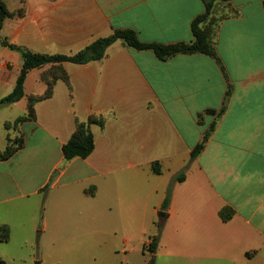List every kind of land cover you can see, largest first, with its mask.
<instances>
[{
    "label": "crops",
    "instance_id": "0c3cea01",
    "mask_svg": "<svg viewBox=\"0 0 264 264\" xmlns=\"http://www.w3.org/2000/svg\"><path fill=\"white\" fill-rule=\"evenodd\" d=\"M1 1L24 16L7 19L0 40L42 54L72 55L116 30H133L145 43L190 44L193 21L206 11L203 0ZM213 14L221 18L213 42L222 64L204 54L161 61L120 41L101 61L63 64L72 97L58 81L53 97L37 105L50 117L23 127L39 143L26 138L22 150L0 159V231L26 238V222L32 230L41 217L44 234L50 219L63 228L80 215L126 236L122 264H264V0L216 1ZM1 41L0 85L10 94L22 58ZM48 68L35 69L40 80ZM62 83L67 96L61 89L59 104ZM91 114L106 120L91 127L93 153L66 160L76 120ZM36 151L46 159L33 169ZM137 235L151 240L137 247ZM157 236L151 263L139 248Z\"/></svg>",
    "mask_w": 264,
    "mask_h": 264
},
{
    "label": "trees",
    "instance_id": "16d2710c",
    "mask_svg": "<svg viewBox=\"0 0 264 264\" xmlns=\"http://www.w3.org/2000/svg\"><path fill=\"white\" fill-rule=\"evenodd\" d=\"M206 6L204 14L198 16L192 24L193 35L195 41L186 44L179 43L174 45H164L160 43H145L141 41L137 33L133 30H116L113 34L105 38H99L91 43L81 51L72 54H42L36 53L28 48L20 45L10 43L7 39L1 41L4 48L11 51L18 52L22 58V66L17 78L13 91L5 97L0 98V107L8 106L20 102L26 97L25 83L29 73L35 69H43L50 66L41 74V81L46 85V90L43 94H31L27 97V113L18 117L14 122H6L4 127L8 130L11 127H17L29 121L37 119V105L43 101L49 100L54 95V88L58 81H63L67 84L72 97V85L70 77L63 67L64 63H72L77 65H86L91 62H98L106 58L108 49L120 41L124 46L135 51H151L161 61H166L176 55H193L204 54L217 60L222 64L216 49L214 47V36L216 28L221 21V18L214 16L213 10L216 1L229 3L232 0H203ZM24 16V9L11 12L4 1L0 0V31L3 29L4 23L7 19L14 17ZM222 66V65H221ZM223 68V66H222ZM105 118L102 115L91 114L86 122L76 120V129L71 139L63 146V155L66 160L70 161L75 158L87 159L95 149V139L91 127L98 125L104 127ZM212 131V130H211ZM210 133L206 134V138ZM16 146L8 145L4 149L0 146V159L3 161L9 160L16 153L25 147L24 137L16 139ZM204 148V144L198 145L193 153L192 159L197 158ZM154 164L153 168L155 173L159 174L160 171ZM184 173H181L178 181L184 180ZM173 185L171 184L167 197L163 203V209H167L172 197ZM231 215V214H230ZM226 217L225 220H228ZM9 239V228L4 226L0 231V241L7 242ZM160 237L152 238L149 246V252L154 255L158 248ZM0 264H7L6 261L0 260Z\"/></svg>",
    "mask_w": 264,
    "mask_h": 264
},
{
    "label": "rangeland",
    "instance_id": "374dc122",
    "mask_svg": "<svg viewBox=\"0 0 264 264\" xmlns=\"http://www.w3.org/2000/svg\"><path fill=\"white\" fill-rule=\"evenodd\" d=\"M1 32V31H0ZM3 40V38H1ZM0 40V41H1ZM17 55H20L18 52ZM17 70H15V73ZM18 75V73H17ZM67 96L66 86L62 83L57 90L56 103L62 104L63 99ZM45 90L44 84L39 77V71L35 70L28 78L26 86V94L42 93ZM9 92L8 88L0 85V98L5 97ZM60 94V96H59ZM26 95L20 102L0 107V145L6 147L8 145L16 146V139L24 137L25 144L26 138L31 143H39V136L31 137L29 127L25 128V135L23 127L26 123L18 125L16 128L11 127L6 129L4 124L6 122H14L18 117L27 113L28 100ZM58 99V100H57ZM39 120L42 118H49L51 113L47 107L43 108L42 105L36 107ZM40 146V145H38ZM46 157L41 151L34 152L29 158L28 163L33 169L41 165ZM107 211H109L107 209ZM29 212V211H28ZM29 220V213H28ZM56 217L48 221V230L44 234H38L41 230L42 218L38 217L35 226L31 230L29 222L24 223L26 227V238H21L15 234L13 238L10 237L7 243L0 244V260H4L7 264H122L125 246L123 243L125 235H118V238L110 235L109 224H86L80 215L74 216L72 222L59 226L56 222ZM39 227V228H38ZM137 235L132 245L138 247L140 240L149 242L150 236ZM139 250L145 254L146 258L153 263V258L150 256L149 249L144 244L140 245ZM145 250V251H144ZM140 254L138 251L134 253V258L138 260ZM140 257V256H139ZM124 264V263H123Z\"/></svg>",
    "mask_w": 264,
    "mask_h": 264
},
{
    "label": "built area",
    "instance_id": "2783aa9c",
    "mask_svg": "<svg viewBox=\"0 0 264 264\" xmlns=\"http://www.w3.org/2000/svg\"><path fill=\"white\" fill-rule=\"evenodd\" d=\"M150 243H151V242H150ZM150 243H149V244H147V246H146V248H147V249H149Z\"/></svg>",
    "mask_w": 264,
    "mask_h": 264
}]
</instances>
